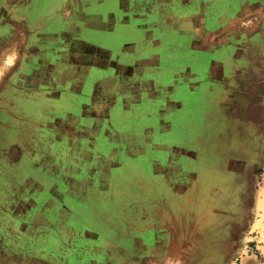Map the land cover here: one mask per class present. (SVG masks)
Listing matches in <instances>:
<instances>
[{
    "label": "crops",
    "instance_id": "1",
    "mask_svg": "<svg viewBox=\"0 0 264 264\" xmlns=\"http://www.w3.org/2000/svg\"><path fill=\"white\" fill-rule=\"evenodd\" d=\"M87 7L99 24L64 86L23 87L1 122L36 147L25 263L256 264L242 234L264 166V0Z\"/></svg>",
    "mask_w": 264,
    "mask_h": 264
},
{
    "label": "rangeland",
    "instance_id": "2",
    "mask_svg": "<svg viewBox=\"0 0 264 264\" xmlns=\"http://www.w3.org/2000/svg\"><path fill=\"white\" fill-rule=\"evenodd\" d=\"M88 1L90 0H74V11L82 10L83 7L84 11L87 10L85 5H87L86 2ZM129 5L127 2L122 4L126 8ZM59 10L60 8H58ZM79 16L78 14L74 17V41L76 43H86L87 41L83 38L79 39L80 31L77 25L80 27V24L78 21L87 22L91 28H95L94 26L99 24V20L92 15H84L82 18H79ZM56 18L59 17L55 16V24L52 26L53 33H57L58 28L64 24L60 19ZM225 21L219 20L217 22L224 23ZM215 23H212V25ZM38 25H40L39 20L31 19L29 13L24 10L23 0H0V96L5 95L3 91L6 86L2 80L6 78V75L8 76L13 72L15 75L14 84L21 87L23 84L22 79H24L26 74L30 73L32 67L27 66L25 63L23 46L28 47V45H36L40 42L38 35H28V30L36 29ZM12 27H14V30L11 29ZM91 36L93 37L94 33L91 32ZM11 43H13V47L9 45ZM30 57L33 62H36L33 67L37 66L36 54H31ZM21 90V88H18L15 92ZM20 133L17 131L14 133V145H7L3 137H1L3 131L0 132V264H30L32 261H34L33 264H38L39 262L37 259L30 258L28 263H25L22 255L23 251L31 255H40V249L35 246L33 241H29V246L27 241L24 243L23 239H21L29 240V238L33 237L28 236L29 223V227H22L21 225L23 220H28L29 222L32 220L37 213L34 209L37 208L40 200L38 196L31 195L33 193H26L30 190V184L28 183L29 180L23 177L22 163L25 158H31L36 154V147L31 144V141H24L26 139L22 138ZM240 151H242V148ZM254 177L258 190L257 215L255 219L258 226L253 227L251 229L252 232L248 231V229L245 230L242 238H245L247 253L250 256H254L256 264H264V166H257ZM51 198H54V196H51ZM242 260L243 258L240 256L235 257L232 264H247L245 260H243L244 262ZM202 261L204 260L193 259L188 262L201 264ZM175 262L176 264H181L180 260H175Z\"/></svg>",
    "mask_w": 264,
    "mask_h": 264
},
{
    "label": "flooded vegetation",
    "instance_id": "3",
    "mask_svg": "<svg viewBox=\"0 0 264 264\" xmlns=\"http://www.w3.org/2000/svg\"><path fill=\"white\" fill-rule=\"evenodd\" d=\"M87 3L88 2H86V4ZM85 6L87 8V10L85 11L84 7L82 10L74 11L73 0H23L24 10L29 13L31 19L39 20L40 23V25H38L36 29H33L32 31L28 30V35H38V37H40V42L36 45H28V47L23 46L25 63L27 64V66L32 68L30 73L26 74L24 79H22L23 84L21 85V87L14 84L15 75L12 71L11 74H9L8 76L6 75V78L2 80L5 83L6 89L3 91L5 95L0 96V132L3 131L1 137H3L7 145H14L13 135L16 131L21 132L20 135L22 136V138L26 139L24 141H30L31 139H34L33 137H31L30 132H25L17 128L9 130L5 125L2 126L1 122L4 121L9 107L14 108V106H17L20 103V101L17 104L15 102L16 99L14 97V94H16V89H22L23 87L29 88L30 86H48V88L56 85L64 86V84H58L52 80L60 74L64 75L73 73L72 71L74 70V68H72V65L74 66V43H76L74 41V17L78 14L80 15L79 18H82V16L84 15L91 16V12H87V5ZM58 8H60L59 11ZM68 8L70 9V11H68ZM110 10L113 11V8L109 9V11ZM65 14H67L68 16L63 17V15ZM55 16H58L59 18L56 19H60L64 24H62V26L58 28L57 33L54 32V35V33L52 32V26L53 24H55ZM213 21L217 22L219 20ZM78 23L80 24V27L77 25L78 30L80 31L78 35L79 39L83 38L84 40H87V37L91 36H88V33L92 32L93 28H89L87 30L85 22L82 21ZM82 23L84 24V27ZM63 26L66 28L65 32L61 31V28ZM13 28L14 27H12L11 29L14 30ZM9 45L11 47L14 46L13 43ZM78 52L84 54L83 56L80 55L79 58L80 63L83 65L86 62V51L84 52L83 50L79 49ZM31 54H36L38 65L35 67H33V65H35L36 62H33L32 58L30 57ZM12 117L13 119H16L19 116ZM258 165L260 166L259 163L252 166V172H256Z\"/></svg>",
    "mask_w": 264,
    "mask_h": 264
}]
</instances>
